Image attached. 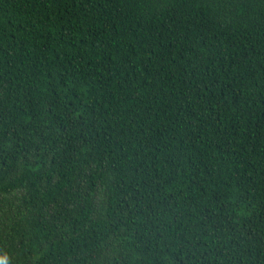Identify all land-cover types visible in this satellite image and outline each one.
<instances>
[{"label":"trees","instance_id":"trees-1","mask_svg":"<svg viewBox=\"0 0 264 264\" xmlns=\"http://www.w3.org/2000/svg\"><path fill=\"white\" fill-rule=\"evenodd\" d=\"M0 256L264 264V0H0Z\"/></svg>","mask_w":264,"mask_h":264},{"label":"clouds","instance_id":"clouds-1","mask_svg":"<svg viewBox=\"0 0 264 264\" xmlns=\"http://www.w3.org/2000/svg\"><path fill=\"white\" fill-rule=\"evenodd\" d=\"M0 264H9L8 258L6 256H0Z\"/></svg>","mask_w":264,"mask_h":264}]
</instances>
